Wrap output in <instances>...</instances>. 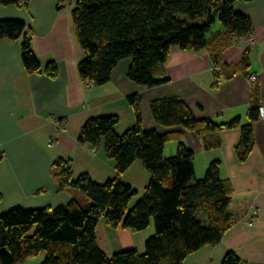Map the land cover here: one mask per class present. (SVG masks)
Returning <instances> with one entry per match:
<instances>
[{"label":"trees","instance_id":"trees-1","mask_svg":"<svg viewBox=\"0 0 264 264\" xmlns=\"http://www.w3.org/2000/svg\"><path fill=\"white\" fill-rule=\"evenodd\" d=\"M73 1L74 32L84 54L78 72L86 84H105L118 62L129 58L127 77L148 88L156 86L167 80L162 67L172 48L206 49L216 81L246 72L249 66L247 50L238 64L222 57L225 48L252 31L250 19L235 10V0ZM28 2L0 0L3 5L24 7ZM216 21L224 31L206 38ZM19 37L24 69L55 77V63L41 66L32 49L31 28L20 20L0 19V39ZM127 100L134 112L132 127L117 133L118 117L100 115L86 119L77 136L82 144L103 145L114 162L115 176L97 183L85 173L74 176L67 160H55L52 170L62 183L78 189L89 202L81 205L71 200L32 209L16 206L0 212V264H20L41 254L40 264H183L188 255L221 240L234 221L229 210L230 184L220 175L221 161H210L202 178H196L194 153L183 143L181 132L172 128L203 135L239 127L236 150L244 160L252 149L253 126L259 117L256 88L246 124L238 116L225 123L197 118L180 97L154 99L150 102L154 120L170 129L162 133L143 127L138 93L129 94ZM170 141H176V152L164 157V145ZM135 160L142 162L149 179L141 197L130 206L136 190L121 176ZM100 218L111 228L132 231L143 230L153 221L154 233L145 239L141 253L127 248L107 255L96 241ZM220 264L242 262L227 251Z\"/></svg>","mask_w":264,"mask_h":264},{"label":"crops","instance_id":"crops-1","mask_svg":"<svg viewBox=\"0 0 264 264\" xmlns=\"http://www.w3.org/2000/svg\"><path fill=\"white\" fill-rule=\"evenodd\" d=\"M73 7V0H29L26 7L0 4V19L20 20L31 28L32 49L40 65L52 61L57 67L55 77L29 73L20 58L22 37L0 39V212L16 206L54 207L71 200L87 204L82 192L62 183L52 163L67 160L74 176L85 173L97 183L113 178L114 162L103 145L82 144L77 136L86 119L100 115L118 117L117 133L132 127L129 94L140 95L143 127L160 133L170 129L158 124L151 113L150 102L158 98L180 97L197 118L225 123L238 116L246 124L255 87L264 109V0L234 2L235 10L250 19L254 41L239 38L223 50L222 57L238 64L247 50L246 72L216 81L206 49L172 48L162 67L167 80L149 88L127 77L129 58L118 62L103 85L90 87L81 79L78 63L84 54L74 32ZM251 74L257 77L253 83ZM172 130H179L183 143L193 151L195 176L203 175L210 161H221L220 175L230 184L229 210L234 214L217 244L201 247L183 264H220L227 251H233L242 264H264V117L254 123V143L244 160L236 150L239 127L203 135L182 127ZM169 144L176 150V141L167 142L164 149ZM121 178L136 190L131 206L143 194L149 173L135 160ZM146 238L129 229L111 228L103 218L96 226L97 244L107 255L127 248L141 253Z\"/></svg>","mask_w":264,"mask_h":264},{"label":"rangeland","instance_id":"rangeland-1","mask_svg":"<svg viewBox=\"0 0 264 264\" xmlns=\"http://www.w3.org/2000/svg\"><path fill=\"white\" fill-rule=\"evenodd\" d=\"M220 29H223V26L220 24V22L216 21L212 25L211 30L206 34V38H209L212 34L216 33ZM171 147H173V145L169 144V146H167L166 149H164V152H163L164 157H169V156H172L175 154L176 150L175 149L172 150ZM203 175H204V173H203ZM203 175L196 176V178H202ZM130 231H132V230H130ZM133 232L141 233L143 236L146 235L147 237L152 235L154 233L153 221H151L150 225L147 228L140 230V231H133ZM43 258H44V254H41L40 256H35L32 258H29L28 260H25L24 263L25 264H40L43 261Z\"/></svg>","mask_w":264,"mask_h":264},{"label":"built area","instance_id":"built-area-1","mask_svg":"<svg viewBox=\"0 0 264 264\" xmlns=\"http://www.w3.org/2000/svg\"><path fill=\"white\" fill-rule=\"evenodd\" d=\"M247 39H248V41L249 42H252V41H254V37L251 35V34H249L248 35V37H247ZM249 81L250 82H255L256 81V75L255 74H251V75H249ZM88 86H90V87H92L93 85L91 84V83H89V84H87ZM264 117V109H263V107L261 106H259V117Z\"/></svg>","mask_w":264,"mask_h":264}]
</instances>
